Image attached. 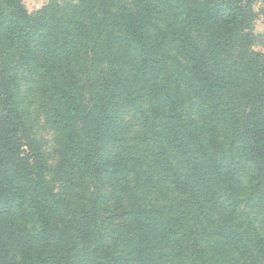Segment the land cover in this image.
Instances as JSON below:
<instances>
[{
    "label": "trees",
    "instance_id": "16d2710c",
    "mask_svg": "<svg viewBox=\"0 0 264 264\" xmlns=\"http://www.w3.org/2000/svg\"><path fill=\"white\" fill-rule=\"evenodd\" d=\"M47 1L0 0V264H264V0Z\"/></svg>",
    "mask_w": 264,
    "mask_h": 264
},
{
    "label": "rangeland",
    "instance_id": "374dc122",
    "mask_svg": "<svg viewBox=\"0 0 264 264\" xmlns=\"http://www.w3.org/2000/svg\"><path fill=\"white\" fill-rule=\"evenodd\" d=\"M47 0H21L22 6L24 10L28 14H35L36 12L40 11L46 4ZM259 2L254 6V12L258 13L259 10ZM173 16L169 15L167 16V22L168 24H175V21L172 19ZM175 26V25H174ZM167 28V27H164ZM254 34L257 35H263L264 37V19L261 15H259L253 22V29H252ZM167 34V33H166ZM169 34V32H168ZM167 38H169L167 36ZM264 39V38H263ZM261 42H264L263 40ZM259 51L261 53L264 52V48L260 44L259 47L256 49V51ZM179 60V64H175L176 67L179 69L181 72H185L187 67L189 66L186 62H184L181 58L177 57ZM27 69H24L20 73V84H19V96L22 100V105L27 102L30 104L29 106V113L30 116L27 119V122L33 125V136L37 140V142L40 144L41 149L43 150L45 157H47L48 165L50 167H53L56 165L58 162V157L56 154L57 151V146H56V140H55V135L52 131V129L48 126L47 122L45 121L44 113L42 112L41 109H39V102H40V97L36 93L37 90V84L35 83L36 80H31L30 74ZM39 84V80L37 82ZM133 113V114H132ZM129 113L126 115L123 119V122L126 125H130L132 123V127H135L136 123V115H134V112ZM132 117H134L132 119ZM221 139H224V137L227 135V132L225 130H221L220 132ZM47 180L52 182V176L47 174L46 175ZM59 184L56 183V187H58ZM32 227H35V224L31 225Z\"/></svg>",
    "mask_w": 264,
    "mask_h": 264
}]
</instances>
